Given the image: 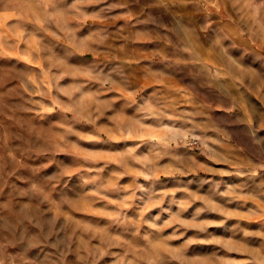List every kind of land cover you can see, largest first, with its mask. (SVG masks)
Segmentation results:
<instances>
[{
  "label": "rangeland",
  "instance_id": "rangeland-1",
  "mask_svg": "<svg viewBox=\"0 0 264 264\" xmlns=\"http://www.w3.org/2000/svg\"><path fill=\"white\" fill-rule=\"evenodd\" d=\"M0 264H264V0H0Z\"/></svg>",
  "mask_w": 264,
  "mask_h": 264
},
{
  "label": "crops",
  "instance_id": "crops-1",
  "mask_svg": "<svg viewBox=\"0 0 264 264\" xmlns=\"http://www.w3.org/2000/svg\"><path fill=\"white\" fill-rule=\"evenodd\" d=\"M171 64H172L171 58L164 61V64L162 65L163 74L159 77V79L163 81L166 87L175 86V84L177 83V79L179 78L176 73V70H173V67ZM166 89H168L169 91L170 89L173 90L172 87H169Z\"/></svg>",
  "mask_w": 264,
  "mask_h": 264
},
{
  "label": "built area",
  "instance_id": "built-area-1",
  "mask_svg": "<svg viewBox=\"0 0 264 264\" xmlns=\"http://www.w3.org/2000/svg\"><path fill=\"white\" fill-rule=\"evenodd\" d=\"M190 144L197 148L199 145V142L197 140H195V141L191 142Z\"/></svg>",
  "mask_w": 264,
  "mask_h": 264
}]
</instances>
